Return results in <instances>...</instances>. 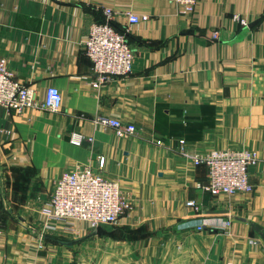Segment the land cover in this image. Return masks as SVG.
Returning <instances> with one entry per match:
<instances>
[{"label": "crops", "instance_id": "obj_1", "mask_svg": "<svg viewBox=\"0 0 264 264\" xmlns=\"http://www.w3.org/2000/svg\"><path fill=\"white\" fill-rule=\"evenodd\" d=\"M105 6L133 57L93 87L81 40ZM0 55L34 89L22 111L0 106V264H264V0H197L189 14L174 0H0ZM50 84L55 110L41 105ZM71 130L91 142H69ZM180 138L201 155L256 150L252 190L198 188L206 166L179 152ZM98 154L130 207L94 229L49 218L60 171Z\"/></svg>", "mask_w": 264, "mask_h": 264}, {"label": "built area", "instance_id": "obj_2", "mask_svg": "<svg viewBox=\"0 0 264 264\" xmlns=\"http://www.w3.org/2000/svg\"><path fill=\"white\" fill-rule=\"evenodd\" d=\"M197 0H174L180 14H189L194 10ZM103 19L92 20L87 27L81 45L85 55L90 60L93 79L90 85L96 87L100 82L114 75H125L131 69L133 50L129 45L124 30L117 29L113 23L114 11L110 7L102 8ZM129 22L138 20V16L129 10L122 12ZM238 18V15H235ZM145 18L146 14H141ZM246 23L243 18H238ZM217 36V31L212 32ZM34 89L14 77L8 67L5 56L0 55V106L4 109H14L20 112L33 104ZM61 102V94L55 85H47L44 89L41 105L55 110ZM95 122L107 123L116 128L123 127L130 132L132 123H121L117 118L95 116ZM69 142L81 144L90 143L92 136H86L79 131L71 130ZM156 143H162L160 139ZM178 150L194 164L203 163L206 166L204 180L196 182V186L213 195L219 193L233 194L249 192L252 183L249 180L248 167L258 160L254 149H232L229 147H212L204 154H197L187 148L184 138L178 139ZM94 165L82 164L63 169L53 181L48 194L47 214L49 218L65 222L67 220H84L94 229L103 223H112L130 207L127 192L117 180L105 177L100 170L104 164V156L98 154ZM185 204L198 208L194 199H187ZM201 228V225L197 226Z\"/></svg>", "mask_w": 264, "mask_h": 264}, {"label": "trees", "instance_id": "obj_3", "mask_svg": "<svg viewBox=\"0 0 264 264\" xmlns=\"http://www.w3.org/2000/svg\"><path fill=\"white\" fill-rule=\"evenodd\" d=\"M112 23H113V21H112ZM113 25L115 26V24L113 23ZM116 27V26H115ZM117 28V27H116ZM117 29H119V28H117Z\"/></svg>", "mask_w": 264, "mask_h": 264}, {"label": "water", "instance_id": "obj_4", "mask_svg": "<svg viewBox=\"0 0 264 264\" xmlns=\"http://www.w3.org/2000/svg\"><path fill=\"white\" fill-rule=\"evenodd\" d=\"M253 22L250 23V25L252 24Z\"/></svg>", "mask_w": 264, "mask_h": 264}]
</instances>
